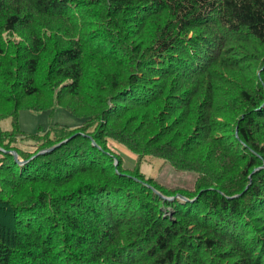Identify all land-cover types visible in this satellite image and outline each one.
<instances>
[{"label":"trees","instance_id":"trees-1","mask_svg":"<svg viewBox=\"0 0 264 264\" xmlns=\"http://www.w3.org/2000/svg\"><path fill=\"white\" fill-rule=\"evenodd\" d=\"M100 62L111 72L86 83ZM58 105L82 125L20 129V110ZM131 111L152 122L144 149L112 120ZM4 118L0 147L19 162L0 151V264H264V0H0ZM187 121L180 146L159 142ZM108 138L196 173L175 190L187 199L153 192L174 195Z\"/></svg>","mask_w":264,"mask_h":264},{"label":"rangeland","instance_id":"rangeland-1","mask_svg":"<svg viewBox=\"0 0 264 264\" xmlns=\"http://www.w3.org/2000/svg\"><path fill=\"white\" fill-rule=\"evenodd\" d=\"M157 18L161 19L163 17H157ZM57 26L58 24L55 22L53 28H56ZM46 31L50 32L51 30L47 29ZM14 38L17 40H20L19 37L16 35L14 36ZM100 63L101 64H99V66L94 68L96 71H94L93 73L97 75L90 76L88 75V73H86L88 75V78L86 77L84 79L86 83L93 84L94 86L96 85L97 80H102L104 77H106L111 72V71L109 72L108 70L104 69L106 62L104 66H102V62ZM115 66L117 68V65L111 63L109 68H112L115 71ZM116 71L119 72L120 70H116ZM123 77H124L123 75L121 76L118 75V79L120 81L122 80ZM83 94H85L84 88H82L80 92L81 97H83ZM134 113H136V111L128 112L120 117L113 116L112 120H115L117 118L116 120L118 122L119 128H122L124 130L125 129L129 130L128 134H125L124 132L123 134L121 133L122 135H124V138L128 137L129 142H131L132 144L135 143L138 146L140 142L141 143L140 148L144 149V142H145L144 138L146 141H150V137L155 136L153 129L152 130L149 129V127L152 125V122L148 123L146 122V120L141 119V118L134 122L132 121L133 118H131V116ZM143 113H144V110H143ZM222 117L223 116H220L218 118H222ZM56 123L70 127V128H76L82 125L83 119L73 114L65 106H61V105H58L50 110H42V111H31L27 109H22L20 110L19 116H18V125L20 129L27 134L36 132L39 129V127L46 130L50 126V124H56ZM11 127L12 125H11L10 118H4L0 120V130H7V129L10 130ZM139 127L142 128V130L140 131V139L138 138L139 141L135 138H132V135L128 136L135 130V128H139ZM159 130L160 129H157L156 131L158 132ZM195 131H196V128L192 127V122H189V121L185 123L183 122V124H181V126L178 125L177 128L173 132H171L167 136L160 138L159 142L161 141L162 143L169 142V144L173 143V144H176L177 146H180V144H182V141L186 140L191 134H194ZM178 133H181L183 137L180 141L177 140ZM232 133L236 135L237 130H235ZM257 138H258L260 145L264 147V136L261 134H257ZM196 140H200V138L198 137ZM93 143H95L94 140H93ZM107 143L111 147L113 152L121 158L123 166L125 168L135 169V167H138L139 171L142 172L147 178L153 177L155 181H157L160 185H164L165 187H167V189H172L170 191L174 193V195L172 196H165L153 186L148 185L150 186L152 191L155 192L157 195H159L162 198H166V199L174 198L180 201L187 199L185 196H183L182 193L177 192L175 190L179 188H180L179 190H181L183 187L192 186L197 177L196 173L189 171V170L178 169L175 166H173L169 161L164 160L160 156H154L151 154H147L138 159V156L135 152L129 150L127 147H125L123 144H121L115 139L108 138ZM150 144L156 145L155 140L153 139ZM14 146L21 147L27 150H33V147L25 145L24 143H16ZM54 146L55 145H52L50 147H54ZM212 146H213V143L210 140L205 141L204 145L200 146L198 151L204 156L209 157V155H211ZM193 147H195L194 142H192L189 149L192 150L194 149ZM154 148H156V146ZM45 149H48V148H45ZM45 149H42V150H45ZM42 150L38 151L35 155L40 154ZM9 151L16 152V150H9ZM165 153L169 155L167 151H165ZM125 154L130 155L131 159H128V157H126ZM193 155L200 156L198 152L197 154H193ZM179 158L181 157L179 156ZM117 163H118V160L115 158L114 165H116ZM207 164L209 165V170L215 173L218 172L219 167L216 166L217 164L215 163V160L213 158L209 162H207ZM262 166L263 165L257 167L256 170L261 168ZM238 195L240 194H234L233 197H236ZM169 209L170 208H168L167 210ZM166 214L171 215V212L167 211L165 212L164 215ZM0 216L3 217V218H0L3 223H6V224L9 223V219H6L7 216L5 214H0ZM261 231H264V228H262ZM230 247H231L230 245H225V249H230ZM228 253L233 254L234 252H228ZM222 260H223V263L233 264L235 262L237 263L238 258L233 254L232 257L229 256V258H222Z\"/></svg>","mask_w":264,"mask_h":264},{"label":"water","instance_id":"water-1","mask_svg":"<svg viewBox=\"0 0 264 264\" xmlns=\"http://www.w3.org/2000/svg\"><path fill=\"white\" fill-rule=\"evenodd\" d=\"M56 146H57V145H56ZM53 148H55V146H54V147H50V148L45 149V150H42L41 153L47 152V151H49V150H52ZM0 151H1V152H8V153H11V154L13 155L15 161H16V162H19V161H18L17 153H16L15 151L5 150V149H3V148H1V147H0ZM22 163H23V161H22ZM157 193H158V192H157ZM184 199H185V198H184Z\"/></svg>","mask_w":264,"mask_h":264},{"label":"crops","instance_id":"crops-1","mask_svg":"<svg viewBox=\"0 0 264 264\" xmlns=\"http://www.w3.org/2000/svg\"><path fill=\"white\" fill-rule=\"evenodd\" d=\"M125 155H126V157H128V159H131L130 155H128V154H125Z\"/></svg>","mask_w":264,"mask_h":264},{"label":"bare ground","instance_id":"bare-ground-1","mask_svg":"<svg viewBox=\"0 0 264 264\" xmlns=\"http://www.w3.org/2000/svg\"><path fill=\"white\" fill-rule=\"evenodd\" d=\"M20 164H22V162H20Z\"/></svg>","mask_w":264,"mask_h":264}]
</instances>
